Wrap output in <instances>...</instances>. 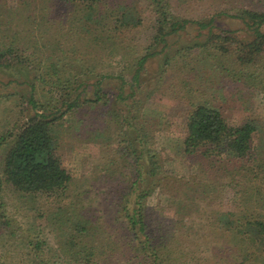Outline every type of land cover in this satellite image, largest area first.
<instances>
[{
	"label": "rangeland",
	"instance_id": "1",
	"mask_svg": "<svg viewBox=\"0 0 264 264\" xmlns=\"http://www.w3.org/2000/svg\"><path fill=\"white\" fill-rule=\"evenodd\" d=\"M159 4L155 0H102L93 5L0 0V54H4L0 133L13 127L16 131L33 116L28 104L31 85H35L36 100L54 98L52 78L47 76L53 69L71 74L70 78L84 76L87 85L104 76L102 101L112 106L110 113L103 105L74 108L53 128L57 155L72 177L62 197L24 193L3 181L0 264H77L71 257L75 242L86 243L90 260L96 264H147L135 248L122 210V203L133 198L135 169L145 161L137 158L144 151L140 146L123 142L128 127L118 129L111 116L116 112L119 119L127 118L134 108L132 99L118 100L117 77L126 78L142 57L157 51L141 70L140 88L135 87L137 97L143 98L157 81L164 59L174 57L176 47L199 37L190 28L182 38L169 40L171 48L163 50L155 39L160 7L190 22L213 18V33L223 29L243 33L247 27L235 15L248 10L264 13V0H159ZM226 45L235 51L229 42ZM186 55L175 68L170 67L160 93L146 100L140 110L144 147L155 151L161 171L157 187L144 200L147 231L153 242L162 239L171 249L170 264H241L231 260L229 253L220 256V237L213 229H219L221 213L264 216V92L244 73L222 72L215 65L217 59L204 51L193 49ZM227 59L233 66L232 59ZM181 66L193 70L183 68V75ZM188 78L193 98H200L205 90L208 99L215 92L214 104L222 108L231 125L245 121L256 125V161L248 166L249 171L184 153L185 130L177 107L182 105L180 97L187 90L183 80ZM72 87L76 92L80 89L78 83Z\"/></svg>",
	"mask_w": 264,
	"mask_h": 264
},
{
	"label": "trees",
	"instance_id": "2",
	"mask_svg": "<svg viewBox=\"0 0 264 264\" xmlns=\"http://www.w3.org/2000/svg\"><path fill=\"white\" fill-rule=\"evenodd\" d=\"M64 1L93 5L102 0ZM155 2L160 5L159 0ZM167 9L163 10V7H160L158 35L155 37L163 50L171 48L169 40L182 38L190 28H195L199 37L195 38L192 44L176 47V55L164 59L165 65L161 68L157 81L152 83L143 98L137 97L135 87L140 88L141 70L148 58L156 55L157 51L142 57L138 62V68L132 73L125 74L126 78L119 75L118 100L123 102L132 99L134 108L130 109L127 118L119 119L116 112L111 114L118 129L123 127L129 129L128 134L123 135V142L130 146L137 144L144 150L142 155L137 157L144 159L145 162L135 169L137 178L131 186L130 193L133 198L122 203V210L125 211L127 230L137 245L135 248L145 257L147 264H170L171 257L168 253H172L162 239L155 238L156 241L153 242L150 238L151 232L147 231L144 200L157 187L161 180L158 178L161 171L155 151L152 147H144V138L141 136L143 126L139 120L144 102L160 93L170 67L175 68L177 62L189 56L186 54L193 49L204 51L208 57L217 59L215 65L221 67L222 72H228L232 76H241L244 73L245 79L253 80L252 83L260 86L264 92V13L248 10L235 15L236 18L243 20L247 27L243 33L239 30L225 29L221 30V33H213L215 28L213 18L210 21L190 22L172 15L173 13ZM228 42L229 46L235 47V51L227 47ZM159 52L161 53V50ZM227 57L232 59L233 66ZM2 58L4 54H0V66L3 64ZM183 68L181 66L180 72L184 75ZM184 69L193 70V67ZM47 76L52 78L54 98L50 102L36 100L35 85H31L28 104L34 112L33 116L16 131L13 127L0 133V187L5 181L6 184L24 193L62 197L68 191L72 177L69 171L62 167L57 155V136L53 128L64 115L72 113L74 108L88 104L90 107L103 105L110 113L112 106L108 101L103 102L104 84H107L103 82L104 76L102 80L88 85L82 79L84 76L70 78L71 74L64 75L57 69H53ZM39 79L43 80L40 77ZM190 80L189 78L187 81L183 80L187 90L180 97L179 102L182 105L177 107L178 112L175 107L173 109L176 110L177 116L180 115L182 118L185 130L184 153L189 156L201 155L209 160L215 158L216 163L219 162L220 165L224 164L231 169L236 168L243 173L249 171L248 166L253 160L256 161L253 151V133L257 129L256 125L248 121L240 125H231L222 108L214 104L217 102L213 95L215 92L208 99L205 97V90L201 91L200 98H193ZM73 83H78L80 88L78 92L77 88L72 87ZM60 87L62 94L59 93ZM78 224L76 222L75 226ZM218 226L219 229H213V233L220 237V256L229 253L231 260H239L241 264H264V216L221 213L218 216ZM85 244L75 242L71 247V257L76 259L77 264H96L90 260L92 253H88L89 248H85ZM160 247L168 251L163 253L164 249Z\"/></svg>",
	"mask_w": 264,
	"mask_h": 264
}]
</instances>
